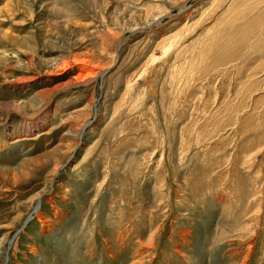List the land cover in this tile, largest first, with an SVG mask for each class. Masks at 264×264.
<instances>
[{
    "label": "rangeland",
    "instance_id": "rangeland-1",
    "mask_svg": "<svg viewBox=\"0 0 264 264\" xmlns=\"http://www.w3.org/2000/svg\"><path fill=\"white\" fill-rule=\"evenodd\" d=\"M35 96L0 264H264V0H0V107Z\"/></svg>",
    "mask_w": 264,
    "mask_h": 264
},
{
    "label": "bare ground",
    "instance_id": "bare-ground-1",
    "mask_svg": "<svg viewBox=\"0 0 264 264\" xmlns=\"http://www.w3.org/2000/svg\"><path fill=\"white\" fill-rule=\"evenodd\" d=\"M262 0H258V3L259 2H261ZM257 2H256V0H254V4H258ZM57 8V7H56ZM58 9H60V8H58ZM252 10V9H251ZM245 17V16H244ZM252 17H254V16H252ZM257 18H260V16H258L257 15ZM254 19H256V18H254ZM245 20V19H244ZM243 20V21H244ZM249 20H250V17H249ZM258 20V19H257ZM260 20V19H259ZM257 21V23L258 22H260V21ZM252 22V21H251ZM254 23H256L255 21L253 22V23H251V24H249V25H247V27H249L250 25H253ZM256 23V24H257ZM261 23H263V22H261ZM255 24V25H256ZM259 24V23H258ZM257 24V25H258ZM256 25V26H257ZM261 25V24H260ZM259 25V26H260ZM256 26H254V27H252V28H255ZM246 27V26H245ZM246 27V28H247ZM250 28H251V26H250ZM245 35V34H244ZM239 42V41H238ZM31 63V62H30ZM41 93V92H40ZM42 94H43V92H42ZM35 100H37V97L35 96V97H32V98H30L29 100H22L21 102H12V103H14V104H12V103H7V105H4V106H2V107H0V113L2 112V113H5L6 112V115L7 114H9L12 110L13 111H15V112H17V113H20V115H21V117H23L24 119L22 120L23 122H21V126L23 127V126H26L27 124L28 125H30V127H32L31 126V124L34 122V120L36 119V117L38 116L37 114V112L40 110V113H42L43 111H46V109H47V107H48V104L47 103H49V102H47L46 104H41V105H39L38 106V108L35 110L36 112H34V113H32V114H30V115H25V113L24 112H26V111H31V109L32 108H34V106H35ZM37 106V105H36ZM42 110V111H41ZM1 113V114H2ZM35 113H37L36 115L37 116H33V115H35ZM10 115H11V113H10ZM45 116H46V114L45 115H43V117L45 118ZM41 118H39L38 120H40ZM3 127H10L11 128V125L10 124H8L7 125V123H5V124H3ZM10 128H8V129H10ZM12 129H13V127H12ZM24 131H25V129H23ZM32 130H37V127H34V129H30V131L28 130H26L27 132L26 133H30ZM16 179V181L18 180V178L16 177L15 178ZM40 202H41V200L40 199H38V201H37V203H36V205L33 207V214H39V212H40V207H41V205H40ZM32 212V211H31ZM31 214V213H30Z\"/></svg>",
    "mask_w": 264,
    "mask_h": 264
},
{
    "label": "water",
    "instance_id": "water-1",
    "mask_svg": "<svg viewBox=\"0 0 264 264\" xmlns=\"http://www.w3.org/2000/svg\"><path fill=\"white\" fill-rule=\"evenodd\" d=\"M30 218H31V215H29V216L27 217L26 221L23 223L24 226H26V223H27V221H28ZM18 233H19V230H18L17 233L14 235V237H16V235H17Z\"/></svg>",
    "mask_w": 264,
    "mask_h": 264
}]
</instances>
